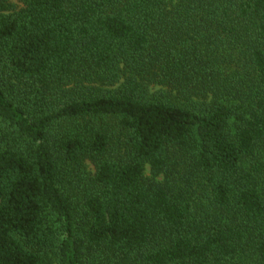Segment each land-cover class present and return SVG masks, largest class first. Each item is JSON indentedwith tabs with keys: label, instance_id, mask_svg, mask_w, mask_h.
<instances>
[{
	"label": "trees",
	"instance_id": "16d2710c",
	"mask_svg": "<svg viewBox=\"0 0 264 264\" xmlns=\"http://www.w3.org/2000/svg\"><path fill=\"white\" fill-rule=\"evenodd\" d=\"M0 264H264V0H0Z\"/></svg>",
	"mask_w": 264,
	"mask_h": 264
},
{
	"label": "rangeland",
	"instance_id": "374dc122",
	"mask_svg": "<svg viewBox=\"0 0 264 264\" xmlns=\"http://www.w3.org/2000/svg\"><path fill=\"white\" fill-rule=\"evenodd\" d=\"M11 1L14 2V3H16V0H11ZM87 166H88V169H89L90 171H93L91 165L88 164ZM145 175H146V177H149V176H150L149 167L146 168ZM158 180H161V178H158Z\"/></svg>",
	"mask_w": 264,
	"mask_h": 264
}]
</instances>
